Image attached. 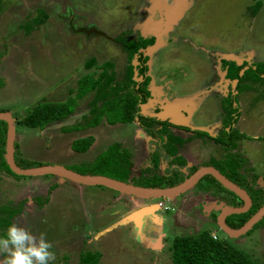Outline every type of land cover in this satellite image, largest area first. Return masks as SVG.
I'll use <instances>...</instances> for the list:
<instances>
[{"label":"rangeland","instance_id":"1","mask_svg":"<svg viewBox=\"0 0 264 264\" xmlns=\"http://www.w3.org/2000/svg\"><path fill=\"white\" fill-rule=\"evenodd\" d=\"M185 1L187 15L182 24L189 27V35L186 36L197 48L189 50L192 67L200 65L205 69L206 61L201 56L209 50L213 54H219L224 49L236 50L241 57L254 64L253 71H248L249 66L246 65L240 72L246 71L247 76L255 79L258 76L255 69L264 67V0L256 15H251L250 11L253 0H179L177 4ZM129 5V0H0V79L4 82L0 88V109L8 110L17 122L32 104L41 99L63 101L70 90L74 94L77 80L92 72L94 78H97L102 72L101 64L106 62L113 66L115 78L120 79L118 74L124 64L119 56V49L115 47V43H109L106 39L118 34L119 21L125 20L126 7ZM39 8L45 10L47 18L44 23L35 25L31 19L35 16L43 17ZM149 13L148 19L151 20L154 14ZM87 21L99 23L102 28H93V24L89 25ZM27 22L34 26L29 33L24 30V23ZM122 39L124 38L120 37ZM90 58L95 60L94 66L87 65ZM217 66L219 79L216 84L223 82V86H228L229 81L223 80L222 67ZM110 71L108 68L107 72ZM214 78L218 76L215 75ZM262 85L256 84L254 89L243 91L240 108L242 113L236 125L246 135L239 142V147L241 154L246 157L245 170L250 169L248 174L254 172L260 175L264 171V84ZM111 91L108 88L105 92ZM104 95L105 93L101 96ZM95 96V90L88 91L77 99L72 114L62 121L49 123L41 130L15 122L16 142L22 147L19 148L21 153L16 147V155H26L40 163H58L80 171L83 170L80 166L81 159H92L107 144L122 136L129 145L128 151L132 152L131 148L140 147L141 152L134 151L131 160L133 167L141 168L147 148L144 139L139 142L133 139L134 128L140 129L136 122L133 125L102 122L96 129L89 127L70 133L63 132L66 127L64 125L78 122L88 111V103ZM88 134L94 136V143L84 153L74 151L71 148L72 141ZM213 142L209 143L212 145L209 152L217 158L221 157L225 151ZM209 155L211 154L205 153L203 157H199L206 164ZM181 157L190 162L195 160L185 147L181 149ZM114 163L115 159L110 158L107 166H113ZM174 170L177 172L178 169ZM138 176L134 173L129 181H138ZM260 177L254 182L255 188H263ZM53 184H57V187L50 192L49 188ZM247 184L250 185L249 182ZM205 191L206 189L201 192L198 187H192L166 201L168 210L157 208V213L165 218L167 230L162 231L161 225L159 229L154 227L150 233L154 232L152 236L156 238L151 243L143 229L134 232L133 237L127 228L114 227V222L127 213L126 210L131 208L128 206L133 205L129 204V200L126 203L117 201V195L120 194L123 201L131 196L106 187L76 183L69 179L62 181L53 174L17 178L0 169V206L9 204V207L15 208L22 204L20 212L12 218V223L24 226L37 236L40 233L46 235V239L54 245L52 250L56 258L51 264H79V252L90 249L102 253L98 264H164L170 261V243L175 235L197 234L201 230L211 229L217 238H223L227 235L216 227L212 213L208 214L215 208L212 206L214 204L210 206L208 203L219 197L212 196V199L210 193L206 194ZM47 195L50 198L48 202L38 205L36 198L42 199ZM220 204L230 205L222 197ZM152 220L157 221V218L153 217ZM138 239L153 249L142 247L144 245ZM230 239L264 263V226Z\"/></svg>","mask_w":264,"mask_h":264},{"label":"trees","instance_id":"2","mask_svg":"<svg viewBox=\"0 0 264 264\" xmlns=\"http://www.w3.org/2000/svg\"><path fill=\"white\" fill-rule=\"evenodd\" d=\"M263 4V0H253V4L250 6L251 15H256L259 8ZM39 12L43 17L37 18L36 16L31 19L34 24H41L46 21L47 15L44 9L39 8ZM31 22L24 23V30L29 33L33 30ZM142 41V40H141ZM133 45V47H131ZM124 48L129 50V56L126 66V71L123 77L120 79L115 78V70L113 66L106 62L101 64L102 72L98 74L97 78H94V73L83 75L77 80V89L74 91L70 90L67 98L63 101H48L46 98L39 100L35 104H32L24 114L22 118L17 119V124L28 128H40L43 129L49 123L55 120H62L72 114L77 99L82 98L90 90H95L96 96L88 103L89 109L84 113L78 122L72 125L66 126L64 131H73L76 129L94 127L101 123V121L115 124V123H129L134 120V116L137 117V105L139 102L140 92L144 91L145 86L139 85L132 77L133 69L131 59L133 53L136 52L137 44L134 40L130 44L123 42ZM128 52V51H127ZM224 63H228L224 60ZM87 65L94 66L95 60L93 58L88 59ZM247 63L241 65H235L232 71V77L238 79L237 89L240 92L254 89L256 84L263 86L264 84V67L256 68L257 77L251 79L246 75V71L240 73ZM254 64L249 66L248 71H253L252 67ZM110 68L111 71L107 72ZM116 79V80H115ZM88 81V82H87ZM4 85L3 79H0V87ZM258 86V87H259ZM110 88L112 91L106 93L105 91ZM105 93L104 96H101ZM261 95V94H259ZM100 97V98H99ZM145 99V98H144ZM227 106L228 118L225 120L224 128L216 137L212 138L205 132L198 131V135L208 136L215 143L221 145L224 149V154L217 159L211 160L209 164L216 167L223 175L228 179L238 184L240 187L247 190L251 197L252 203L250 208L246 212L230 214L226 218V223L233 228L241 226L263 203H264V190L261 187L254 186V182L258 177L264 179V171L258 175L254 172L248 174L246 167V157L241 154L240 141L246 137L234 125L236 123L239 111L235 106H232L231 101H228ZM4 110V109H0ZM233 113V115H232ZM142 118L139 116V119ZM145 127L150 132V128L153 123L158 122L157 118L145 119ZM63 127V126H62ZM7 124L4 120L0 119V169L6 173L16 176L17 178L23 177L22 175L15 174L12 172L4 159V146L6 139ZM162 133V134H161ZM161 135L166 134L165 148L167 147V153L172 155L176 152L175 143L182 144L185 140L179 136L171 134L168 130L163 129L160 132ZM264 139V137H263ZM94 141L93 135H86L78 137L72 141L71 148L76 152L86 151ZM17 145V146H16ZM18 144H15V149ZM132 154L130 151L121 147L119 142H112L106 146L105 149L101 150L92 160L84 161L80 163L83 170L78 171L80 173L89 174H104L109 177L128 181L129 174L132 167ZM245 157V158H244ZM110 158L115 159L113 166H107ZM19 162H18V160ZM15 160L21 167H31L41 165L40 162L34 160L23 159L18 157L15 152ZM177 164L182 165L184 163L183 158L177 159ZM154 169H144L140 171V175L137 177L138 181L133 183L143 186H171L183 179L175 175L172 176L161 175L157 172V159H153ZM250 164V162H249ZM195 168H193L194 170ZM252 170V168H251ZM175 173V170H174ZM177 173L179 171L177 170ZM176 174V173H175ZM179 175V174H178ZM182 175V174H181ZM140 177V179H139ZM179 178V180H176ZM247 182L250 183L247 184ZM210 183V184H209ZM198 185L202 189L212 188L216 192H224L230 196L228 203L232 206H241L242 200L235 195L233 192L224 188L213 176L205 175L200 178ZM243 185V186H242ZM57 187V184L50 186L49 191ZM254 187V188H253ZM51 192V191H50ZM48 192V193H50ZM38 199V205H44L49 200V195L44 198ZM9 205V204H8ZM7 204L0 206V236L5 235V229L12 223V218L19 213L22 204L15 208L9 207ZM216 212L213 214L215 222ZM216 225V223H215ZM264 226V217L260 219L250 230L247 231L249 234L253 229ZM218 227V225H216ZM226 235V234H224ZM101 252L95 249L83 250L79 252V264H98L100 262ZM51 264V263H50ZM164 264H264L258 259H255L251 254L246 252L244 249L238 247L231 242L230 237L224 236L223 238H214L212 236L211 229L201 230L197 234H179L175 235L170 243V261Z\"/></svg>","mask_w":264,"mask_h":264},{"label":"flooded vegetation","instance_id":"3","mask_svg":"<svg viewBox=\"0 0 264 264\" xmlns=\"http://www.w3.org/2000/svg\"><path fill=\"white\" fill-rule=\"evenodd\" d=\"M129 1H130V5L126 7V10H127L126 18L124 21H119L120 29L117 30L118 34L114 36L113 38L106 39L109 43L110 42L113 44L115 43V47L119 49V53H120L119 56L122 59L121 61L124 64V65L122 64L123 65L122 70L118 74L119 78L124 76V73L126 71L128 56H129L128 54L129 50L127 49L128 52L126 51V49L123 46V42H125V44H130L131 41L134 40L137 44V48L135 50L136 52L133 53V56L131 59V64H132V69H133L132 77L134 78L135 73H137L136 77H140L141 80H137V79H134V80L137 83H139V85H141L142 87L145 86L146 89L138 94L140 95V98H139V102L137 105V111H136L137 117H135L136 116L135 115L134 120L129 122V124L133 125V122H136L139 128L143 132H145L147 135H150V138H152L155 141H157L158 138L162 136L161 135L162 133L160 134V132L163 129H166L168 131H171L172 133L176 131L183 133V135L186 136L183 139L188 142V141L195 140L198 137L205 138L204 135L202 136V135L197 134V132L200 130L194 129L195 126H200L199 124L202 123V121H205L206 125L215 127L213 131L214 134L208 132V136L214 138L220 134L221 129L224 128L225 126L224 125L225 120L228 118L227 109L229 108L227 106V103L228 101H231L232 106H235L239 111V115L234 125L236 127L239 117L241 116V113H242V110H240V108L242 106L241 96L243 97V92H240L237 89L238 79H237L236 85L233 87V80L235 78L233 77L230 78L229 75L231 71H233L234 66L239 65L237 61L226 60L228 63H224L225 59L220 58L218 53L213 54V51L209 50V52H204L205 55H203V57L205 59L201 56V59L204 62L206 61L205 62L206 71L200 65L199 66L196 65L192 67L189 61V58L191 56V53L189 52V50H192V47H194L195 44L192 45V41L189 39L188 36H186V35H189V32H188L189 27L185 26V24L184 25L182 24L184 17H186L185 15H187L186 14L187 9L183 12V15L173 25V27L166 33L162 34L161 36L162 44H160L154 50L149 52L148 48L154 45L156 42V35L153 33L145 34L144 33L145 27H143L142 23L147 19L148 15L151 14L149 13L150 11L148 12V10H149V7H152L154 5V0H129ZM171 1L172 0H168V2H171ZM153 14H154V16L152 17L153 19H159L161 17V12L156 8ZM94 27L95 28L97 27L98 29V27H101V26L99 25V23H94ZM120 37H123L124 39L120 40ZM131 47H133V45ZM198 47L201 48L199 45ZM194 48L197 49L196 47ZM223 52H234L240 55L239 52L236 50H225L224 49V51L223 50L220 51V53H223ZM133 60H135L136 63H134ZM243 63H247L248 66L252 65L250 64L251 62L247 60L246 58L243 61ZM217 65H220V67H222V71H225V74L223 75L224 82L226 80L229 81L226 92H217L216 89L212 88V86L219 79V75L217 74V67H218ZM199 72H200V76H198ZM215 75H217L218 78H214ZM152 80H154L156 84H161V83L163 84L164 94H162L161 96L158 95L159 96L158 99H157L158 97L157 94L153 95L150 91V85H151ZM220 87L224 89L223 82L220 83ZM210 89H211V95L217 98L215 100L214 99L211 100V103L204 102L198 105L193 112V115H192L193 119L190 121V123H187L188 126L176 125L170 122V118L160 120L158 119L157 116H155V114L159 113L160 111H163L161 109V105L166 103L165 101L161 103V100L163 99L168 98V100L169 99L175 100L176 98H182L188 93L191 94L199 90L209 91ZM216 93L217 95H214ZM226 99H228V101H226ZM0 111L3 112V111H8V110L4 109ZM183 112L186 115L188 114L187 110H184ZM139 116H141L142 118L139 119ZM148 118H157L159 120L158 122L153 123V125L150 128L151 130L150 132L145 127V122H146L145 119L147 120ZM121 124H125V123L122 122ZM16 141H17V138L15 135L14 147H15V144H17ZM155 143L150 142L149 144L151 145V147L150 145L147 146V150H149L148 160H149L150 165L146 167L144 165V167L140 168V171L144 169H152V168L154 169L152 162L154 158L157 159V156H155L156 155L155 153L157 152V149L158 150L160 149L159 147L160 145L158 144L156 145ZM134 149L135 148H133V152H134ZM138 150L141 152L140 149ZM132 157H133V153H132ZM14 158H15V151H14ZM146 158L147 157L145 156V159ZM178 158H182V157L178 156ZM213 159L214 158L208 159L209 161L207 163L209 164V162ZM158 160L159 159H157V171H158V165H159ZM187 162H188L187 160H184V163L181 166L180 165L179 166L180 168H186V172L181 171V174L183 176L187 175L188 177L198 168V165L188 166ZM193 168L195 169L193 170ZM207 175H210V174H207ZM197 187L199 191L201 192L205 190V189L202 190V188L199 187V185H197ZM212 188H216V187L212 186ZM212 188L207 189V191L211 195V196L210 195L208 196H210L212 199L214 196L219 197L218 200L214 201L213 204H217L218 201H220V197H222L223 200H225L226 204H229L228 200L230 199V196L227 193L220 192V191L216 192ZM161 200L162 199L160 198V201ZM203 205L208 207L209 204L206 205L203 203ZM214 212L218 214L219 210H216L215 208H213L211 211L208 212V214L211 215L212 213L211 217H213ZM216 218H217V215H216Z\"/></svg>","mask_w":264,"mask_h":264},{"label":"water","instance_id":"4","mask_svg":"<svg viewBox=\"0 0 264 264\" xmlns=\"http://www.w3.org/2000/svg\"><path fill=\"white\" fill-rule=\"evenodd\" d=\"M178 0H154V5L150 8V12H154V8L158 9L161 12V17L156 20L146 19L143 22V26H153L154 34L156 35V42L154 45L148 48V51L151 52L160 44H162V34L169 31L173 25L181 18L183 12L186 10V1L182 4H177ZM154 9V10H153ZM219 57L225 60H235L238 64H241L244 59L234 52H223L219 53ZM244 69V68H243ZM242 69V70H243ZM241 70V71H242ZM242 73V72H240ZM233 81H236L234 79ZM176 98L175 100H179ZM165 104L161 105L159 113L155 114L160 120L170 118V122L176 125H186L187 115L190 114L191 110H187V115L182 112L180 114V104L177 106L169 105L171 102L165 100ZM179 102V101H178ZM177 104V103H176ZM172 106V108H171ZM174 106V107H173ZM171 108V109H170ZM169 110L174 113V115H169ZM182 116V117H181ZM173 117V118H172ZM180 117V118H178ZM0 119L4 120L7 123L6 139H5V153L4 159L9 166L10 170L15 174L22 176H36V175H46L53 174L57 175L61 179H69L77 183L88 184V185H103L113 189H116L123 193L132 194L140 197H149V198H171L189 187L193 186L198 180L207 174L213 176L224 188L233 192L242 200L241 206H232V205H217L216 209H220L218 213L216 222L218 227L228 236V237H237L245 234L250 230L260 219L264 217V203L238 228L230 227L225 219L228 215L234 213L246 212L252 203L251 197L248 192L228 179L223 175L216 167L212 165H205L198 167L192 174L186 177L182 182L177 183L170 187H149L136 185L131 182L122 181L109 177L107 175L100 174H83L78 171H75L71 168L54 165V164H42L38 166L31 167H21L17 164L14 158V137H15V121L11 114L7 111H0ZM176 119V120H175ZM184 125V126H185ZM213 126H195L194 129L197 130H206L209 132V128ZM260 184L264 189V179L259 178Z\"/></svg>","mask_w":264,"mask_h":264},{"label":"crops","instance_id":"5","mask_svg":"<svg viewBox=\"0 0 264 264\" xmlns=\"http://www.w3.org/2000/svg\"><path fill=\"white\" fill-rule=\"evenodd\" d=\"M148 18V17H147ZM152 20H156V19H152ZM88 23H89V25H92L93 24V28H94V23H93V21L92 22H90V21H87ZM87 24V23H86ZM142 25H143V23H142ZM144 27V26H143ZM145 29V34H147V33H155L154 32V29H153V26L152 27H150V26H146V28H144ZM242 59H244L245 60V58L244 57H242ZM243 60V61H244ZM243 61H242V63H243ZM133 62L134 63H136L135 62V60H133ZM241 63V64H242ZM241 64H239V65H241ZM248 65V64H247ZM245 67V66H244ZM243 67V68H244ZM224 72V74H225V71H223ZM136 75H137V73H135V77H136ZM134 77V79H137V80H141L140 79V77H136L135 78ZM236 80H237V78H235ZM227 84H228V82H227ZM236 85V81H233V87ZM218 87H220V84H214L213 86H212V88L213 89H216V91L217 92H226V90H227V85L226 86H224V89H222L221 87L220 88H218ZM1 88V87H0ZM211 88V89H212ZM211 89L209 90V91H204V90H199V91H197V92H194V93H188V94H186L185 96H183L182 98H180L178 101L177 100H170V104L169 105H171L172 104V102H173V105H175V106H177L178 104H180L181 106H180V114H182V112L184 111V110H191V112H190V114H188L187 115V120H186V125L185 126H188L187 125V123H190V121L193 119V117H192V115H193V112H194V110H195V108L198 106V105H200V104H202V103H204V102H211V100H215L217 97H215V96H213V95H211ZM150 91H151V93L153 94V95H155V94H157V96L159 95V96H161L162 94H164V89H163V84L161 83V84H156V82L154 81V80H152L151 81V85H150ZM214 95H217V93L216 94H214ZM159 96L157 97V99L159 98ZM156 99V100H157ZM167 99V101H169L168 100V98H166ZM166 99H163V100H161V103L163 102V101H165ZM177 103V104H176ZM174 107V106H173ZM171 108H172V106H171ZM170 108V109H171ZM184 113V112H183ZM174 115V113H172V111H170L169 110V115ZM183 115V114H182ZM182 117V116H181ZM173 118V117H172ZM178 118H180V117H178ZM80 119V118H79ZM176 120V119H175ZM103 121H101V123H102ZM116 124H119V125H130L128 122L127 123H125V124H121V123H116ZM70 125H72V124H70ZM184 125H181V126H184ZM200 126H204V125H206V122L205 121H202V123H200L199 124ZM99 126V124L97 125V126H94L93 128L94 129H96L97 127ZM206 126H208V125H206ZM217 127V126H216ZM86 128V127H85ZM85 128H81V129H79V130H83V129H85ZM87 128H89V127H87ZM214 126L213 127H211V128H209V132L210 133H213V131H214ZM39 130H41V129H39ZM200 131H202V132H205V133H207L208 134V132L206 131V130H200ZM65 132H71V131H65ZM171 134H173V135H175V136H179V137H181L182 139L183 138H185L186 136L185 135H183V133H181V132H179V131H176V132H171V131H169ZM189 133V132H188ZM214 134V133H213ZM212 134V135H213ZM16 135V134H15ZM88 135H92V134H88ZM150 135H147L145 132H143L141 129H136V128H134V134H133V139H134V141L135 142H139L141 139H144V141H145V143H146V148H147V146H149L150 144V139L152 140V141H154V142H157V143H155L156 145L158 144V145H160L159 147H160V149L158 150L157 149V152L155 153L156 155L155 156H157V159H159L158 160V169L161 171H157L159 174H161V175H165L166 177L167 176H172L173 178H175V175H177V176H179V177H183V179H181V181H179L178 183H180V182H182L186 177H187V175H185V176H183V175H181V170L183 171V172H186V168H180V166L177 164V159H178V156L179 157H181V149L183 148V147H185L186 149H188V151H189V154H191L193 157H195V160H193L192 162H190V161H188L187 162V165L188 166H190V165H198V167H200V166H205V165H211V164H208V163H206L205 164V162H203V160L204 159H202V157L205 155V153H209V154H211V155H209V159L210 158H214V159H217L216 158V156H213L212 155V153L211 152H209L210 151V149H211V147H212V145H210L209 143H212V140L211 139H209L208 138V136H205V138H202V137H198L197 139H195V140H192V141H185L184 143H182V144H179V143H175V148H176V152L174 153V154H172V155H169L168 153H167V147L165 148V144H163V140H166V134L165 135H162V136H160V138H158V140L157 141H155V140H153L152 138H150L149 137ZM81 137V136H80ZM83 137V136H82ZM119 137H121V138H119V139H116V140H113L112 142H119L120 144H121V147H124L125 149H127V146H129L128 145V143L123 139V137L122 136H119ZM165 137V138H164ZM76 139V138H75ZM162 140V141H161ZM214 141V140H213ZM112 142H110V143H112ZM153 142V143H154ZM93 143H94V141H93ZM92 143V144H93ZM109 143V144H110ZM209 144V145H205V144ZM91 144V145H92ZM109 144H107V145H109ZM162 144V145H161ZM213 144H215L216 145V143L215 142H213ZM90 145V146H91ZM219 145V144H218ZM126 146V147H125ZM19 148L20 149H22V147L19 145L18 146V150H19ZM135 149H134V151H136V152H139V148L138 147H134ZM89 149V148H88ZM87 149V150H88ZM132 149V152H131V154L133 153V148H131ZM86 150V151H87ZM86 151H84V152H86ZM146 151V159L145 160H142V158L139 160V161H143V163H142V167H144V165H145V167L146 166H149L150 164H149V160H148V157H149V150L147 151V150H145ZM19 152H20V150H19ZM84 152H77V153H84ZM100 152V151H99ZM98 152V153H99ZM21 153V152H20ZM97 153V154H98ZM199 154V155H198ZM200 155H202V157L200 158L199 156ZM96 156V155H95ZM94 156V157H95ZM21 157L23 158V159H27V160H32V159H29V157H27L26 155L25 156H23V155H21ZM93 157V158H94ZM152 157V156H151ZM185 157V156H184ZM92 158V159H93ZM183 158V157H182ZM218 158H220V157H218ZM92 159H90V160H92ZM184 159V158H183ZM184 160H186V159H184ZM35 161V160H34ZM84 161H89V160H85V159H81L80 160V163L81 162H84ZM145 163V164H144ZM209 163H211V162H209ZM42 164H54V165H62V164H58V163H42L41 162V165ZM63 166V165H62ZM213 166V165H212ZM141 167V168H142ZM169 167V168H168ZM167 168V169H166ZM174 169H178V171H179V173H177V172H175L174 173ZM136 171V172H135ZM136 173L137 175H140V168H137L136 169V166L135 167H133V161H132V167H131V172H130V174H129V177H128V181L127 182H130L131 181V179H132V177H133V174L134 173ZM172 172V173H171ZM85 174H89V173H85ZM179 174V175H178ZM100 175H104V174H100ZM12 178V177H11ZM63 180H65V179H62V181ZM130 180V181H129ZM72 181V180H71ZM123 181V180H122ZM199 181V180H198ZM74 182V181H73ZM77 183V182H76ZM131 183H133V182H131ZM198 183L199 182H196L193 186H191V187H189L188 189H190V188H192V187H197V185H198ZM82 184V183H81ZM177 184V183H176ZM86 185H88V184H86ZM175 185V184H174ZM90 186H96V187H106V188H108V189H111V190H113V191H117L118 193H121V194H125V195H127V196H131V197H129V199H126L125 201H123L122 200V196H119V195H117L118 197H116L117 198V201H122V202H125L126 203V201L127 200H129V204H133V205H131V206H128L129 204H127V206L128 207H131V208H129L128 210H126L127 211V213L124 215V216H122L119 220H117V221H115L114 222V227H116V228H118V227H125V228H127L128 230H129V232L131 233V235L133 236V234H134V232H138L139 230L141 231V229H143L144 231H145V234L147 235V237L149 238V241L151 242L152 240L154 241V238H156V237H153L152 235H154L155 233L153 232V233H150V232H152V229L154 228V227H158V229H159V226L161 225V229H162V231H166L167 230V228H166V222H165V218L163 217V215H161V214H159V213H157V201H159V199L158 198H147V197H140V196H135V195H132V194H128V193H123V192H120V191H118V190H116V189H113V188H110V187H107V186H103V185H98V184H96V185H90ZM171 186H173V185H171ZM149 187H153V186H149ZM155 187H157V186H155ZM160 187V186H159ZM166 187H170V186H166ZM200 187V186H199ZM188 189H186V190H184L183 192H185V191H187ZM201 189V188H200ZM203 190V189H202ZM183 192H181V193H183ZM181 193H179L178 195H180ZM204 193H208V191L206 190ZM175 196H177V195H175ZM175 196H173V197H171V198H166V199H164L163 197L161 198L162 199V201H167L168 202V200H170V199H172V198H174ZM214 201L215 200H213L212 202H211V204H213L214 203ZM210 206H211V204H210V202L208 203ZM217 204H220V201H218V203ZM217 204H214V205H212L213 207H217ZM153 205H155V209H154V211L151 213V212H148V213H144V214H142V216L140 217V224L139 225H137L135 222H134V219L132 218V216H133V214L134 213H136L138 210H140V209H145L146 207H149V206H153ZM159 210V209H158ZM168 210V209H167ZM217 210V209H216ZM153 217H156L157 218V221H154V220H152V218ZM196 225H198L197 223H196ZM112 226V225H111ZM115 228V229H116ZM155 230V229H154ZM158 234V233H157ZM150 236L152 237V238H150ZM134 237V236H133ZM158 237V236H157ZM159 237H160V235H159ZM139 240V243L141 244V245H144L140 240L141 239H138ZM149 242V243H150ZM146 243H148V242H145V244ZM152 243V242H151ZM161 243V242H160ZM159 246V245H158ZM142 247H145V248H148L149 250H152V249H150L148 246H146V245H144V246H142ZM101 257H102V253H101Z\"/></svg>","mask_w":264,"mask_h":264},{"label":"clouds","instance_id":"6","mask_svg":"<svg viewBox=\"0 0 264 264\" xmlns=\"http://www.w3.org/2000/svg\"><path fill=\"white\" fill-rule=\"evenodd\" d=\"M158 199L160 201V198ZM159 201L156 204L158 209H169L162 200L160 202L167 208L160 207ZM53 248V243L46 239L44 233L37 236L24 226L13 222L7 227L5 235L0 236V264H50L56 258Z\"/></svg>","mask_w":264,"mask_h":264},{"label":"bare ground","instance_id":"7","mask_svg":"<svg viewBox=\"0 0 264 264\" xmlns=\"http://www.w3.org/2000/svg\"><path fill=\"white\" fill-rule=\"evenodd\" d=\"M179 2V0H178ZM180 4V3H179ZM155 205L154 206H149V207H146L145 209H140L138 210L136 213L133 214L132 218L134 219V222L139 225L140 224V217L142 216V214L144 213H148V212H152L153 209H155ZM158 208V206H157Z\"/></svg>","mask_w":264,"mask_h":264},{"label":"built area","instance_id":"8","mask_svg":"<svg viewBox=\"0 0 264 264\" xmlns=\"http://www.w3.org/2000/svg\"><path fill=\"white\" fill-rule=\"evenodd\" d=\"M158 204H159V206L160 207H162V208H167V206H165L162 202H158ZM212 236L214 237V238H216L217 236H216V234H214V233H212Z\"/></svg>","mask_w":264,"mask_h":264}]
</instances>
